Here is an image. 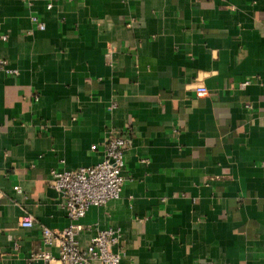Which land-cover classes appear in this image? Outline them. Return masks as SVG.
Returning <instances> with one entry per match:
<instances>
[{
	"label": "crops",
	"instance_id": "crops-1",
	"mask_svg": "<svg viewBox=\"0 0 264 264\" xmlns=\"http://www.w3.org/2000/svg\"><path fill=\"white\" fill-rule=\"evenodd\" d=\"M263 83L264 0H0V264H63L41 242L70 222L50 169L110 136L122 189L80 245L113 227L119 264H264Z\"/></svg>",
	"mask_w": 264,
	"mask_h": 264
},
{
	"label": "built area",
	"instance_id": "built-area-1",
	"mask_svg": "<svg viewBox=\"0 0 264 264\" xmlns=\"http://www.w3.org/2000/svg\"><path fill=\"white\" fill-rule=\"evenodd\" d=\"M31 19L36 22L38 28H44V23L36 15H31ZM194 90L197 95L206 94L208 91L199 81L195 83ZM127 144L128 140L123 136H110L103 144L102 158L94 164L50 169L52 186L61 193V204L70 219L69 224L60 229L41 226L42 244L58 247L57 261L63 264H91L93 260H99L102 264L120 263L121 252L119 249H113L119 241L118 228L98 229L85 246L80 245L77 235L83 228L79 218L90 205H99L119 196L124 179L122 169ZM91 148L95 149L96 144H92ZM14 189L20 191L19 185L15 184ZM19 223L21 226L30 227L33 225V217L27 215L21 218ZM36 255L43 256L48 261L54 259V256L46 251Z\"/></svg>",
	"mask_w": 264,
	"mask_h": 264
}]
</instances>
